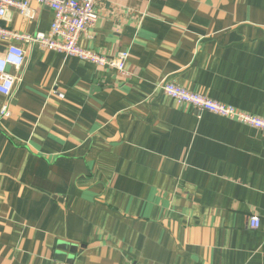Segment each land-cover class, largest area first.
Here are the masks:
<instances>
[{
	"label": "crops",
	"instance_id": "crops-1",
	"mask_svg": "<svg viewBox=\"0 0 264 264\" xmlns=\"http://www.w3.org/2000/svg\"><path fill=\"white\" fill-rule=\"evenodd\" d=\"M30 7L32 21L10 8L5 27L47 33L51 10ZM96 9L78 45L127 52L125 73L14 43L25 59L0 118V264H264V132L158 88L264 119V0Z\"/></svg>",
	"mask_w": 264,
	"mask_h": 264
},
{
	"label": "built area",
	"instance_id": "built-area-1",
	"mask_svg": "<svg viewBox=\"0 0 264 264\" xmlns=\"http://www.w3.org/2000/svg\"><path fill=\"white\" fill-rule=\"evenodd\" d=\"M97 2L98 0H0V43L7 44L3 53H0V96L5 99L0 109V118L10 117L9 104L16 82V78L8 72V69L19 71L25 59V52L14 45L15 42L28 41L38 45L43 51L61 53L66 57L77 58L102 69L125 73L127 52H118L112 57H107L82 49L78 45L80 36L97 23L99 18ZM33 3L45 5L51 10L52 22L49 31L36 33L32 37L9 31L4 25L9 9H18L23 18L32 21L34 12L30 6ZM158 88L164 96L172 99L178 106L190 107L198 113L208 112L264 132L263 118L218 103L172 83L162 82ZM248 226L252 230L258 229L259 218L249 217Z\"/></svg>",
	"mask_w": 264,
	"mask_h": 264
}]
</instances>
